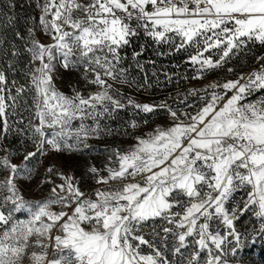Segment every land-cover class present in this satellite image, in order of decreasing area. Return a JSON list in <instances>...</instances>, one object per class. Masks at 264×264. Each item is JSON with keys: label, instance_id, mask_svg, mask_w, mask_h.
<instances>
[{"label": "snow or ice", "instance_id": "6c2138e0", "mask_svg": "<svg viewBox=\"0 0 264 264\" xmlns=\"http://www.w3.org/2000/svg\"><path fill=\"white\" fill-rule=\"evenodd\" d=\"M36 6L38 24L36 17L12 12L14 0L0 12V26L24 42L33 62L29 77L39 121L33 123L24 115L29 111L24 108L25 87H17L0 70V171L8 173L0 180V264H22L33 235L35 246L44 250L39 255L32 252L35 264H233L248 237L247 228L239 230L236 223L250 207H258L254 215L264 235V97L240 103L264 90V54L255 57L257 66L247 73L239 72L222 85H209L210 99L197 115L178 114L167 107L173 126L157 127L147 138L138 137L126 153L117 150L118 168L107 167V175L94 165L88 169L98 185L141 175L143 183L86 193L78 179L60 173L62 183L54 184L47 199L30 202L21 195L17 181L31 178L34 166L29 162L49 151L89 148L84 141L90 131L99 133L97 118L125 107L110 94L113 86L107 81L124 76L126 70L118 67L121 49L138 28L158 41L166 40V33H176L181 38L177 50L188 44L196 47L189 62L198 65L194 79H200L203 72L222 67L245 50L251 52V44L264 45V0H36ZM21 26L26 36L18 30ZM40 30L54 43L40 42L36 36ZM6 43L0 38V45ZM214 49L220 50L215 60ZM7 54L16 57L20 52L9 45ZM57 65L77 71L82 67L84 78L91 73L88 82L101 90L87 97L75 88L73 95L58 91L53 83ZM13 68L9 63L8 69ZM217 88L225 95L233 93L219 110L216 105L223 96ZM128 103L145 113L163 107L134 104L131 99ZM182 116L190 122L184 123ZM87 118L97 126L85 129L81 123L73 129L72 121ZM9 134L22 138L21 148L23 140L35 148L24 155L21 165L12 162L19 150L6 144ZM46 171L53 173L54 166ZM245 186H251V191L243 206L226 207L233 193ZM179 195L187 204L177 199ZM53 205H61L62 210L53 211ZM22 211L30 214L28 220L15 219ZM155 218L170 225L153 229L159 244L136 234L144 222ZM53 229L60 234L53 236ZM141 245L151 254H141ZM49 247L54 255L46 259Z\"/></svg>", "mask_w": 264, "mask_h": 264}, {"label": "rangeland", "instance_id": "374dc122", "mask_svg": "<svg viewBox=\"0 0 264 264\" xmlns=\"http://www.w3.org/2000/svg\"><path fill=\"white\" fill-rule=\"evenodd\" d=\"M80 2H83V0H80ZM193 7L194 5L190 3L189 8ZM37 9L40 15V9L38 7ZM133 24L135 25V22ZM228 26L231 27L232 25L229 24ZM208 35H211V33ZM36 36L42 43H54L51 36L45 34L43 30L38 31ZM166 37V40L158 41L149 36L144 29H137V35L131 37L130 43L121 49L123 59L118 67L126 70L124 76L117 80L108 78L107 81L113 86L110 94L119 99L125 107L97 118L100 129L99 133H92L90 131L87 139L84 141V143L90 146L89 148H82V145H79L78 147L82 148L79 151L65 150L59 153L49 151L48 154L30 161L29 166H34L31 178L17 181L18 189L26 201L34 202L47 199L54 184L62 183L60 173H63L65 176L71 175L78 179L81 190L86 193H92L95 189L115 190L123 183L128 182L143 183V176L141 175L129 178L127 181H112L108 185H98L89 174L88 169L94 165L98 169H101L103 175H107V167L118 168L119 164L115 157L117 150L121 153H126L138 143V137L147 138L156 131L157 127L168 129L173 126V121L167 112V107L178 110V114L197 115L210 99L212 89L208 87L209 85L213 83L222 85L227 80L235 79L239 72L247 73L257 66L255 57L264 54V45L251 44L249 46L251 52L245 50L240 55L234 56L222 67L205 71L201 74L202 78L194 79L197 75L198 65L190 63L189 57L195 55L198 49L188 44L184 48L177 50L181 43L180 36L174 32H170L166 33ZM139 42L142 45H148L151 49V56L144 60H141L140 56H134V54L129 53L127 49L129 48L128 46ZM202 47L203 42L201 41V49ZM142 52L137 51L135 53L142 54ZM219 53V49L211 51L214 60L218 58ZM204 55L207 56L209 53H205ZM34 66L39 67V61H35ZM229 67L233 68L234 72H228L227 69ZM237 69L238 71H235ZM91 78L92 74L89 73L88 79ZM88 79L84 78V69L82 67L77 71L71 69L65 70L57 65L56 73L53 76V83L58 91L66 95H73L72 89L75 88L83 96L87 97L89 94L101 90L99 86L89 83ZM216 92L223 96V99L216 105V110H219L233 93L227 92L225 95L224 91L220 88H217ZM262 97H264V90L255 93L240 103L255 101ZM129 99L134 104H149L163 107H158L154 112L145 113L141 109L130 105L128 103ZM34 112L35 109L33 107L26 114V118L32 119L33 123L38 124L39 121L35 117ZM210 118V116L207 117L205 123ZM181 119L184 123L190 122L188 117L182 116ZM81 123H83L85 129L97 126L96 121L92 118H87L83 121L77 119L72 121L73 129L79 128ZM133 124L135 126H132ZM15 140L18 141L17 144L11 145L10 142H7V145L19 150V154L12 158V162L21 165L24 155L29 151H34L35 148L29 140H23L24 147L22 148L20 146L22 138L16 137ZM69 143H73V139H70ZM186 144L187 140L184 141L185 146ZM178 152L179 150L176 154ZM110 156L112 157L111 161L109 160ZM50 166H54L53 173L46 171ZM153 171H158V169H154ZM7 174V171H0V180L4 179ZM49 179L53 183L45 182ZM249 191H251V186H245L234 192L226 207L231 208L235 205H241L242 207V202L247 199ZM174 195L176 194L174 193ZM177 199L187 204V199L182 195L177 196ZM51 207L53 211L62 210L61 205H53ZM63 210L70 212L69 209ZM256 210H258V207H250L241 216L239 222L236 223V227L239 230L247 228L248 237L245 240L244 247L238 251L236 257L232 258L233 264H264V235L258 231L260 220L254 215ZM172 211H182V209L174 208ZM29 216L30 214L27 211H22L15 214V219L26 221L29 219ZM164 226L170 227L163 218L150 219L143 223L136 234H142L146 239L152 238L155 243L159 244V239L153 235V229L159 231ZM0 231H3V229L0 228ZM57 234L60 233L56 229H53L52 235L55 236ZM35 240V235L29 238V248L26 249L22 264H35V261L31 257L32 252H36L39 255L44 251L35 246ZM131 242L133 244L138 243L136 241ZM140 251L141 254H151V249L144 245L140 246ZM53 255L54 249L49 247L46 259L53 258Z\"/></svg>", "mask_w": 264, "mask_h": 264}, {"label": "trees", "instance_id": "16d2710c", "mask_svg": "<svg viewBox=\"0 0 264 264\" xmlns=\"http://www.w3.org/2000/svg\"><path fill=\"white\" fill-rule=\"evenodd\" d=\"M11 2V0H0V12H3L6 10L7 5ZM15 7L12 9V12L18 14L20 17H36L35 23L38 24V9L35 4V0H14ZM12 14L11 12L9 13ZM31 26V25H29ZM18 30L21 31L23 35H27L26 28L21 26L18 28ZM0 38H3L7 41L6 44L0 45V70H4L6 74L8 75L9 80H15L16 86L20 87L23 86L26 89V93L24 96V99L26 101L24 108L29 109V111L25 112L26 114L29 113L33 109L34 105V89L31 85V79L29 77V71L31 67L33 66V62L31 60V57L29 53L24 51V42L20 41L18 39L14 38V32H7L5 33L2 26H0ZM9 45H15L17 49H19L20 54L16 57H12L7 54V49ZM129 53L134 54L135 52L143 51L142 54H140L139 58L141 60H144L145 58H148L151 56V49L148 45H142L140 42L135 43L132 46H128ZM12 63L14 65V68L12 70L8 69V64ZM15 94V93H13ZM9 122L12 123L11 118L9 119ZM13 135L9 134L6 140L7 142H10L11 145L17 144V140H15Z\"/></svg>", "mask_w": 264, "mask_h": 264}]
</instances>
